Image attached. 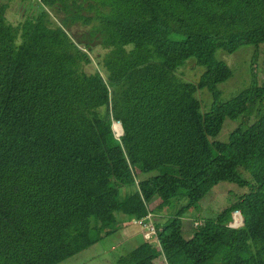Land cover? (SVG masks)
Segmentation results:
<instances>
[{
  "label": "trees",
  "instance_id": "1",
  "mask_svg": "<svg viewBox=\"0 0 264 264\" xmlns=\"http://www.w3.org/2000/svg\"><path fill=\"white\" fill-rule=\"evenodd\" d=\"M37 3L13 24L0 0V264H57L123 227L117 214L149 212L163 216L158 243L115 264H264V83L219 101L233 72L217 58L264 45V0ZM191 57L196 81L178 74ZM223 181L246 189L183 236L186 212Z\"/></svg>",
  "mask_w": 264,
  "mask_h": 264
},
{
  "label": "rangeland",
  "instance_id": "2",
  "mask_svg": "<svg viewBox=\"0 0 264 264\" xmlns=\"http://www.w3.org/2000/svg\"><path fill=\"white\" fill-rule=\"evenodd\" d=\"M1 1L7 3L6 17L13 24L23 21L33 12L38 11L39 8L38 0ZM85 28L86 26L76 23L70 30V33L76 35ZM103 51L104 49L100 48V46H95L91 53L92 62L84 66L87 72L95 70L97 67L96 56ZM217 58L224 60L233 72L229 79L218 85L220 91L219 101L230 99L244 87L251 86L254 88L256 84L261 85L264 83V45H244L232 53L219 50ZM203 70V67L197 63L196 59L191 57L179 68L178 74L184 80L196 81ZM196 95L201 100L202 109H209L213 100L212 94L204 88L198 90ZM254 118V114H248L243 119L249 123ZM241 120V118L237 120L225 119L221 131L215 138L220 141H226L229 133L241 125ZM121 133L122 130L118 132L114 130L116 136H119ZM149 174L152 173L150 172ZM245 189V187H239L237 184L229 181L219 182L213 186L199 201L198 207L190 208L182 218L183 236L189 237L191 235L194 221H199L202 217L213 215L216 211L233 202L236 196L242 194ZM125 190L127 191L128 189L124 188ZM161 214H156V220H162L163 216ZM117 215L125 221L123 227L110 232L98 242L57 264H115L119 257L127 254L144 241L158 243V238L145 237L140 225L134 223L132 220H128L123 215ZM111 245L113 248H111Z\"/></svg>",
  "mask_w": 264,
  "mask_h": 264
},
{
  "label": "built area",
  "instance_id": "3",
  "mask_svg": "<svg viewBox=\"0 0 264 264\" xmlns=\"http://www.w3.org/2000/svg\"><path fill=\"white\" fill-rule=\"evenodd\" d=\"M116 122L119 123V121H116ZM120 126H121V124H120ZM112 127H113V131H114L115 130L114 125H112ZM121 130H122V128H121ZM122 132H123V130H122ZM155 217H156L155 213L153 214V213L149 212L145 217L140 218V219H134L133 222L141 226V228L143 229L142 233L145 237L158 238V230H161L162 228L160 226L158 228L156 227V225H155L156 218ZM154 218H155V220H154ZM157 221H158V219H157ZM243 223H244L243 216H242L240 210L236 209L232 212L231 219L227 223V225L230 227H233V228H238V227L242 226Z\"/></svg>",
  "mask_w": 264,
  "mask_h": 264
},
{
  "label": "bare ground",
  "instance_id": "4",
  "mask_svg": "<svg viewBox=\"0 0 264 264\" xmlns=\"http://www.w3.org/2000/svg\"><path fill=\"white\" fill-rule=\"evenodd\" d=\"M114 129H115V131H117V132L120 131V130H121V126H120V124L116 122V123L114 124Z\"/></svg>",
  "mask_w": 264,
  "mask_h": 264
},
{
  "label": "crops",
  "instance_id": "5",
  "mask_svg": "<svg viewBox=\"0 0 264 264\" xmlns=\"http://www.w3.org/2000/svg\"><path fill=\"white\" fill-rule=\"evenodd\" d=\"M111 248H113L112 245H111Z\"/></svg>",
  "mask_w": 264,
  "mask_h": 264
},
{
  "label": "water",
  "instance_id": "6",
  "mask_svg": "<svg viewBox=\"0 0 264 264\" xmlns=\"http://www.w3.org/2000/svg\"><path fill=\"white\" fill-rule=\"evenodd\" d=\"M120 123V122H119ZM121 128H122V126H121ZM123 130V129H122Z\"/></svg>",
  "mask_w": 264,
  "mask_h": 264
}]
</instances>
